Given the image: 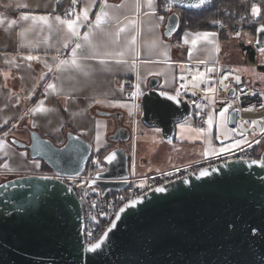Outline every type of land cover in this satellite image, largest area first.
<instances>
[{
  "label": "water",
  "instance_id": "1",
  "mask_svg": "<svg viewBox=\"0 0 264 264\" xmlns=\"http://www.w3.org/2000/svg\"><path fill=\"white\" fill-rule=\"evenodd\" d=\"M165 1L177 9L195 10L213 0L203 5L199 0ZM178 22V13H171L164 34L172 35ZM260 27L255 28L256 50L264 48ZM175 95L157 88L151 79L138 101L139 121L159 129L165 141L174 139L175 125L193 110L179 95L168 98ZM28 135V143L11 141L26 148L31 159L59 175L84 172L92 146L80 135L67 133L59 146L36 131ZM127 138L124 128L111 136L120 142ZM112 153L115 159L109 162ZM101 161L105 168L87 187L102 194L123 187L128 174L126 149L115 147ZM204 170L207 175H201ZM133 200L138 201L134 206L125 207L131 200L117 210L93 242L111 228L101 247L90 252L81 206L71 188L47 174L7 179L0 183V264H264V147L256 159L203 167Z\"/></svg>",
  "mask_w": 264,
  "mask_h": 264
},
{
  "label": "crops",
  "instance_id": "2",
  "mask_svg": "<svg viewBox=\"0 0 264 264\" xmlns=\"http://www.w3.org/2000/svg\"><path fill=\"white\" fill-rule=\"evenodd\" d=\"M135 2L136 0H107L110 7L106 10L111 15L119 17L124 24L129 19L136 20L137 24L134 29L130 28L128 32L121 34L118 46L114 48L109 45L107 49H100L101 52L120 50L135 35L137 39L134 51L122 58L127 63L116 65L110 62L107 66H102L97 59H84L83 55L87 54L85 51L83 54L78 53L77 59L82 65V70H78L71 66H56L60 59L72 58L71 48L74 44L67 48L63 46L67 30L55 20L59 16L58 11L71 4L72 0H0V128L7 127L0 134L3 145L0 147V170L11 175L10 178L50 172L45 169L43 162L31 159L26 148L18 147L11 141L15 139L28 143L29 131L38 132L56 146L64 143L67 133H76L91 144L93 154L102 153L103 157L115 148L110 147L111 143H124L111 139L119 128H124L128 132L125 141L128 148L129 139H136L134 129L137 118L134 119L133 111L136 109L137 112L139 107L134 108L133 101L127 98L131 87L123 86V79L135 82L139 95L147 89L151 79L157 81V88L173 92L177 78L189 73L184 64L187 60L212 62L218 59L236 80L230 60L232 51L240 49L243 57L246 52V59L254 63L255 53L250 45H245V42H251L250 30L239 31L236 38H222L221 33L215 29L179 30V16L177 28L172 35L166 36L164 32L167 18L177 10L161 0H153V7L149 9L147 0H139L141 7L137 14ZM100 3L101 0H77V13L82 9H89L90 16L88 21L81 17V33L89 31L88 25L94 21ZM117 5L123 7L117 8ZM146 12L154 15H145ZM25 16L28 19H24ZM39 16H47L48 24L33 19ZM160 17L164 19L160 20ZM106 27L109 31H115V25ZM194 32H211L216 35L209 38L212 42L200 41L195 46L191 44L192 37L188 36L189 43L185 44L186 34ZM153 41L156 42L155 47H149ZM189 48L192 49L191 56ZM29 55L38 59L29 61L26 59ZM210 71L211 68H207L206 73L198 80H205ZM243 82L250 83L249 80ZM50 83L56 86L57 91L47 88ZM96 100L101 102L96 103ZM38 106L52 111H30ZM217 108L218 106L212 107L214 111ZM225 124L227 126V120ZM155 130L160 137V148L150 154H141L138 163L135 156L131 160L126 148L128 170L133 168L136 172L143 173L154 170L145 168L147 166L167 168L239 146L247 140L242 131L238 138H232L230 133L228 137L221 132L217 133V127L214 126L211 145L206 149L201 146V150L184 160L176 161L170 157V146L163 145L165 140L159 129Z\"/></svg>",
  "mask_w": 264,
  "mask_h": 264
},
{
  "label": "built area",
  "instance_id": "3",
  "mask_svg": "<svg viewBox=\"0 0 264 264\" xmlns=\"http://www.w3.org/2000/svg\"><path fill=\"white\" fill-rule=\"evenodd\" d=\"M252 2L253 5L255 1ZM73 8L77 12L79 5L68 4L60 9L58 14L61 17H65V13L71 12ZM256 16L250 10L248 16L241 17L238 23L230 25L214 21L213 25H215L218 32L229 29L230 36L235 37L243 27L256 24ZM184 64L189 73L177 78L173 93L176 94L178 91L179 96L192 105L191 125L196 129H205L207 125L206 115L204 112H195L193 104L198 101L206 104L207 100L210 99L214 106L224 105L226 107L228 116L227 127L230 136L238 138L240 130L243 128L247 140L239 146L164 169L138 173L133 168H130L127 176L122 179V181H125L123 187L106 191L103 194L99 190L97 193L92 192L91 188L87 187V183L94 179L97 171L104 168H97L88 172L84 170L82 174L74 176L59 175L50 171L47 175H51L65 183L77 196L83 213V235L86 244L93 243L101 235L113 221L120 207L139 195L189 175L203 167L231 160L256 159V156H259L263 149L259 145L264 138V92L257 87L237 81L233 74L218 59L203 63L196 60H187ZM207 68H211V71L206 74L205 80H193V76L197 72L204 74ZM181 77L184 79H181ZM121 84L131 87L127 98L133 101L134 108L135 106L139 107L140 95L136 83L123 79ZM209 89L213 91H209ZM230 89H232V95H228ZM133 93L136 94L133 95ZM133 113L134 119H138L139 111L136 112V109H134ZM254 121L259 123L261 128L259 131L254 126ZM0 175L8 174L0 170Z\"/></svg>",
  "mask_w": 264,
  "mask_h": 264
},
{
  "label": "snow or ice",
  "instance_id": "4",
  "mask_svg": "<svg viewBox=\"0 0 264 264\" xmlns=\"http://www.w3.org/2000/svg\"><path fill=\"white\" fill-rule=\"evenodd\" d=\"M207 3V0H199V4L203 5ZM72 4L76 5L77 0H72ZM147 6L149 9L153 7V0H147ZM110 7L107 4V0H101L99 10L95 12V19L91 23H89L88 28L89 31H85L83 33L80 32V26H81V17H83L84 21L90 20L89 16V9H82L79 13L75 11L73 8L71 12H66L65 17L56 16L55 20L57 21L58 25H62L66 27V39L64 40L63 46L65 48L69 47L70 44H74V47L71 48V56L72 58L70 60L67 59H60L59 63L56 65L57 68H60L61 66H71L73 68H76L78 70H82V65L78 62V53L83 54L85 51H87L86 55H83L84 59H97L98 63L102 66H107L110 62H114L116 65H121L124 63H127L126 60L122 59L126 54L134 51V45L136 43V36L133 35L131 39L121 48L120 50H113L108 51L105 50L103 52L100 51L101 47H104L105 49L108 48L109 45H112L114 48L115 46H118L120 43V37L122 33H126L129 31L130 28L135 27L137 24L136 20H128L127 24H124L119 17L113 16L107 11L106 9ZM117 8L123 7V5H117L115 6ZM140 3L139 0H136L134 4V8L137 14L140 13ZM251 12L253 15H259L260 14V8L256 4H253L251 7ZM145 15L153 14L154 13H144ZM74 17V18H69ZM24 19H28L27 16L24 17ZM33 19H38L40 21H43L45 24H48V17L47 16H39V17H33ZM127 19V17L125 18ZM160 20H163V17L159 18ZM109 25H115V31H109L106 26ZM49 28L51 29V25H49ZM259 31L264 32V25H261ZM216 33L211 32H194V33H188L186 34L184 38V43L188 44V36H191V44L193 46L197 45L200 41H209L210 37H214ZM239 35V34H237ZM99 37V39H98ZM82 41V42H81ZM156 42L153 41L149 47H155ZM264 51V50H262ZM167 53H165L166 55ZM192 55V49L189 48V56ZM27 60L31 61L34 59H38L34 56H27ZM203 63V61H201ZM204 74L197 72L195 76H193V80H197L200 77H202ZM226 78V77H225ZM181 79H184L181 77ZM237 81H239V77H237ZM48 89H51L52 91H57L56 86L54 84H48ZM209 91H213L212 89H209ZM136 93H133L135 95ZM162 95H167V93H161ZM179 95V92L177 91L175 96H169V99L175 100L176 97ZM100 100H96V103H100ZM43 102H41L42 105ZM31 112H48L52 111L51 109H46L42 106H38L34 109L30 110ZM224 111H227L225 109ZM223 115V112L221 113ZM209 123H211V118H209ZM255 123V121L253 122ZM197 131L203 132V129H198ZM7 135V133H5ZM259 143V141H257ZM2 142H0V147H2ZM109 162L115 159V153H112L107 157ZM252 163H256V161H253ZM7 167V165H4ZM207 170H204L201 172V175H207ZM47 178V177H46ZM156 191L162 192L164 191L163 188H157ZM138 201L132 200L128 205H125V207L134 206ZM121 212L124 211V208L120 209ZM117 218L118 215H117ZM112 227H115L113 224ZM108 231H111V228L108 229ZM108 231H105L103 235L100 237L99 240H97L95 243H92L88 247V251L94 252L98 248L101 247V244L103 243V240L107 237ZM90 235V234H89Z\"/></svg>",
  "mask_w": 264,
  "mask_h": 264
},
{
  "label": "rangeland",
  "instance_id": "5",
  "mask_svg": "<svg viewBox=\"0 0 264 264\" xmlns=\"http://www.w3.org/2000/svg\"><path fill=\"white\" fill-rule=\"evenodd\" d=\"M252 26L243 27L239 31L242 30H250L252 32L251 42H245V45H250V48L253 49L255 53V61L254 63H250L246 57L247 54L245 52L244 57L242 56V52L239 50H234L230 54V60L232 61V69L235 76L239 77V80L246 81L249 80L248 83L251 86H255L264 92V52L262 50H256L253 48L254 39H255V30L251 29ZM238 31V33H239ZM237 33V34H238ZM238 37V36H237ZM236 38V37H231ZM252 43V45H251ZM244 46V43H242ZM264 50V49H263ZM264 99V95H263ZM194 110L195 112H204L207 117V125L203 132L197 131L198 129L194 128L191 125V116L185 119L182 122H179L175 125V137L172 141L163 142V145L170 146L169 148L172 150L170 157L176 161L184 160L186 157L190 156L194 152L201 150V146L208 147L212 143V134L214 132V126L217 127V133L221 132L225 136L228 137L229 129L226 126L227 120V111H224L226 107L224 105L218 106L217 110H213L214 106L212 100L208 99L206 104H202L200 101L194 102ZM223 112V115L221 113ZM209 118H211V123H209ZM257 131H259L260 125L259 123H255ZM154 127H147L143 125L139 119H137L135 132L136 139L133 141V138L129 139L128 148L127 143H111L110 147H118L123 146L125 149H128L129 156L137 158L136 162L138 163V158L141 154H150L151 152L160 148V137L157 136V131ZM244 134V129L241 130ZM242 132H240L242 134ZM162 141V140H161ZM128 142V141H127ZM126 143V144H125ZM166 146V147H168ZM259 147H264V138L260 142ZM100 155V154H99ZM99 155L94 153L93 158L91 160V168H87L88 171H92L94 169H101L104 167V164L101 162L102 159L99 158ZM102 158V157H101ZM159 160V158H158ZM160 160H166L165 158H160ZM136 163V164H137ZM148 165V164H147ZM146 165V166H147ZM138 166V165H137ZM171 167V166H170ZM147 169H160V166L156 167H145ZM168 168V167H167ZM164 169V168H161ZM11 175H0V183L10 179ZM92 192L97 193V188L93 187L90 189Z\"/></svg>",
  "mask_w": 264,
  "mask_h": 264
},
{
  "label": "trees",
  "instance_id": "6",
  "mask_svg": "<svg viewBox=\"0 0 264 264\" xmlns=\"http://www.w3.org/2000/svg\"><path fill=\"white\" fill-rule=\"evenodd\" d=\"M252 1H255L254 4L260 8V14L256 16V24L251 27V29L255 30L257 25H264V0H213L195 10L174 8L180 16L179 30H216L215 25H213L214 21H220L230 25L238 23L241 17L248 16L253 3ZM161 2L164 4L167 3L165 0H161ZM219 32L222 38L230 36L229 29ZM6 128L7 127L0 128V134ZM99 154V158L102 159V153ZM256 157L258 158L259 156ZM92 158L93 153L87 161L85 172H88L87 168H91ZM44 166L46 170L50 171L45 164Z\"/></svg>",
  "mask_w": 264,
  "mask_h": 264
},
{
  "label": "flooded vegetation",
  "instance_id": "7",
  "mask_svg": "<svg viewBox=\"0 0 264 264\" xmlns=\"http://www.w3.org/2000/svg\"><path fill=\"white\" fill-rule=\"evenodd\" d=\"M102 162V161H101ZM103 163V162H102ZM104 164V163H103ZM103 168H105V165H104V167Z\"/></svg>",
  "mask_w": 264,
  "mask_h": 264
},
{
  "label": "bare ground",
  "instance_id": "8",
  "mask_svg": "<svg viewBox=\"0 0 264 264\" xmlns=\"http://www.w3.org/2000/svg\"><path fill=\"white\" fill-rule=\"evenodd\" d=\"M138 111H139V109H138Z\"/></svg>",
  "mask_w": 264,
  "mask_h": 264
}]
</instances>
